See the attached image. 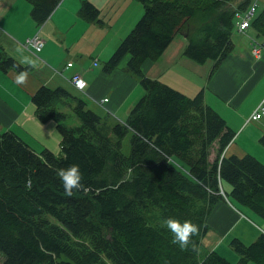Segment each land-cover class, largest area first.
Returning a JSON list of instances; mask_svg holds the SVG:
<instances>
[{"label":"trees","instance_id":"1","mask_svg":"<svg viewBox=\"0 0 264 264\" xmlns=\"http://www.w3.org/2000/svg\"><path fill=\"white\" fill-rule=\"evenodd\" d=\"M28 1L33 19L43 23L62 0ZM137 1L144 13L105 64L112 72L126 62L145 90L126 119L99 114L85 96L63 86L42 85L32 101L37 118L54 122L61 133L60 154L47 147L38 152L0 122L2 264H264V232L249 245L233 239L237 263L204 242L226 197L264 218V162L252 154H224L234 132L206 103L203 90L191 97L144 71L146 62L185 35L184 55L198 64L213 61L212 77L234 49L237 13L253 0ZM259 6L248 28L264 38ZM80 12L102 22L91 0H83ZM9 69L31 67L0 54V70ZM59 104L79 122L69 124ZM72 164L79 166L83 186L67 196L55 169ZM167 217L197 225L192 239L198 253L172 243L162 226Z\"/></svg>","mask_w":264,"mask_h":264},{"label":"crops","instance_id":"2","mask_svg":"<svg viewBox=\"0 0 264 264\" xmlns=\"http://www.w3.org/2000/svg\"><path fill=\"white\" fill-rule=\"evenodd\" d=\"M91 1L100 9L101 23L80 15L83 0H62L43 23L33 19L32 4L28 0H0V54L12 56L20 63L28 56L35 64L27 71L28 80L23 85L15 81L17 70H0V122L34 149L38 146L42 151L47 147L39 139L41 132L35 129V124L41 129L44 126L39 124L32 101V96L42 85L63 86L76 95L85 96L88 106L99 114L110 112L124 119L141 98L142 86L126 70V62L112 72L106 70L105 64L144 13L143 4L137 0ZM259 3L264 8V0ZM37 33L45 40L42 48L26 43ZM232 40L233 51L212 77L209 72L213 61L198 64L184 55L185 35H177L158 60L146 62L144 71L147 76L162 82L166 72L175 65L188 71L199 83L186 95L193 97L203 90L206 103L217 110L234 132L224 154H252L263 161L256 154H264V116L257 120L251 116L264 100V38L258 37L253 28H248L238 29ZM18 48L22 51H17ZM101 58L106 59L102 62ZM96 59L97 64L94 63ZM69 62L73 65L69 66ZM76 73L85 80L82 91L71 80ZM181 84L185 85L184 82ZM212 156H216L215 149L211 151ZM224 187L230 190L229 184L225 183ZM217 208L213 214L215 228L210 227L204 239L205 243L213 244L209 250L218 249L216 244L220 240L224 242L236 223L242 220L241 213L227 197ZM242 212L246 214V211ZM222 224L231 225V230L224 233Z\"/></svg>","mask_w":264,"mask_h":264},{"label":"rangeland","instance_id":"3","mask_svg":"<svg viewBox=\"0 0 264 264\" xmlns=\"http://www.w3.org/2000/svg\"><path fill=\"white\" fill-rule=\"evenodd\" d=\"M259 2H260V0H259ZM259 5H260V3H259ZM261 6L262 5H260V7ZM128 33L129 32H127V34ZM106 57H110V56H106ZM104 59H106V58H101L102 62ZM225 60L221 63V65L225 62ZM187 72L188 71H186L182 67L175 65V66L171 67L166 72L167 74L165 76L163 75L164 77L162 76L163 81L165 83H167L168 85H170L171 87L187 94V93H189L190 88H195L196 85H198V83H199V80L195 79L194 77H192ZM181 82H184L185 85L181 84ZM262 86H264V81H263ZM140 90H142V95L140 96V97H142L145 94V90L143 89V87H140ZM255 96H257V94ZM259 104H258V106H259ZM58 109L66 110V112L69 114V118H67V121L69 124H76L79 122L77 117L74 115V113H72L71 110L69 108H67L66 104H59ZM39 124H40V126L41 125L44 126V128L41 129V127L38 128V126L35 124V126H36L35 129L37 128L41 132L40 133L41 138H39V139L44 141L47 148L50 149L52 152H54L57 155L60 154V152H61L60 142H61L62 137H61V133L56 128L55 123L52 121L47 122V123H42L39 120ZM38 148H40V147L37 146L36 149L38 151H40V149H38ZM126 148L127 149L129 148L128 142H126ZM215 153H216V151H215ZM256 155L259 156V158L264 161V154H261L259 152ZM214 158H215L214 156L211 157V159H214ZM221 193L223 194V192H221ZM230 199H231L230 204L242 214V215L239 214V217L242 220H239L236 223L233 230H231V228H232L231 225L222 224L221 227L223 229V232L228 233L231 230V232H230L231 236H230V234H228L227 239L224 242H223V240H220L219 243L216 244L215 247H218V249L216 251L219 252L223 257H225L226 259H228L232 263H237L240 259V256L236 252V250L234 249V247L232 245L233 239L238 237L245 244H247V245L251 244L253 241H255L258 238V236L262 232H264V218L260 217L259 215L255 214L253 211H251L249 209H247L246 214H244L242 211H240L235 206L236 203H235L234 199L232 197ZM228 200H229V198H228ZM209 226L212 227L213 229L215 228L213 225V215L211 216V218L209 220ZM217 230H220V228H217ZM206 245H207L208 249H212L213 244H210L209 242H207ZM3 259H4V255L2 253H0V264H2ZM248 264H255V262L250 261V262H248Z\"/></svg>","mask_w":264,"mask_h":264},{"label":"clouds","instance_id":"4","mask_svg":"<svg viewBox=\"0 0 264 264\" xmlns=\"http://www.w3.org/2000/svg\"><path fill=\"white\" fill-rule=\"evenodd\" d=\"M17 51H22L17 49ZM24 64L35 67L33 60L24 56ZM28 80V73L26 71H20L15 81L18 84H26ZM56 176L61 180L65 189V194L71 196L73 190H79L82 188V173L80 172L79 166L72 164L66 168L55 169ZM162 226L166 227L172 234V243L177 244L181 250H191L193 252L199 251L197 244L193 241L192 237L198 235V227L190 220L180 221L174 217H167L163 220Z\"/></svg>","mask_w":264,"mask_h":264},{"label":"built area","instance_id":"5","mask_svg":"<svg viewBox=\"0 0 264 264\" xmlns=\"http://www.w3.org/2000/svg\"><path fill=\"white\" fill-rule=\"evenodd\" d=\"M258 6H259L258 0H253L249 5L248 9H246L241 13H237V17H238L237 24H238V29L240 31L246 30L251 25L252 20L257 12ZM26 43L28 46H33L35 48H42L45 43V40L42 38V36L39 33H37L33 37L27 39ZM94 63L97 64L98 59H96ZM68 65L72 66L73 63L69 62ZM71 80L75 84V86H77L79 89L84 88L85 80L83 79V76L81 74L79 73L74 74ZM262 116H264V100L254 110L252 114V118L254 120H257Z\"/></svg>","mask_w":264,"mask_h":264}]
</instances>
